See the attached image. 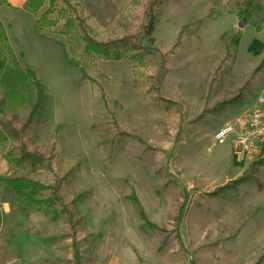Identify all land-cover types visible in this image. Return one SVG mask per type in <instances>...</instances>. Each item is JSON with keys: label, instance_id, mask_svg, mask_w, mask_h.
<instances>
[{"label": "rangeland", "instance_id": "rangeland-1", "mask_svg": "<svg viewBox=\"0 0 264 264\" xmlns=\"http://www.w3.org/2000/svg\"><path fill=\"white\" fill-rule=\"evenodd\" d=\"M48 1L0 2L2 152L12 168L18 148L41 158L47 171L13 168L10 178L58 200L15 203L19 224L49 248L38 264H75L73 253L76 264H264V157L236 159L232 139L211 140L264 100V0L244 20L246 0H163L157 10L154 0H72L95 43L134 48L107 64L59 37L72 17ZM147 17L157 20L150 48ZM26 72L43 103L10 138L33 103Z\"/></svg>", "mask_w": 264, "mask_h": 264}, {"label": "trees", "instance_id": "trees-1", "mask_svg": "<svg viewBox=\"0 0 264 264\" xmlns=\"http://www.w3.org/2000/svg\"><path fill=\"white\" fill-rule=\"evenodd\" d=\"M29 0H27L23 4V8L27 6ZM72 0H49L48 1V7L57 4L59 5L63 10H65L69 15L72 17L70 21L64 22L60 33L59 37L67 44L74 46L75 48L78 49L80 56L82 57L83 60H95L99 63L102 64H107V63H117L119 62V57L113 55L117 51H124V50H131L134 51V48L130 44L129 41H118V42H104L103 44H97L94 42V40L91 37L90 32L85 26V21L81 18L78 17L77 14L75 13V6L72 3ZM163 0H154L152 4V8L157 10L160 8ZM253 2V0H246L244 3V6L242 7V12H241V19H246L248 10L250 7V4ZM155 18L147 17L146 18V23L143 29V39L145 41V45L150 48L153 45V42L151 40V34L152 30L155 24ZM157 22V20H156ZM0 40L4 42V39L2 36H0ZM239 40V34L236 33L233 35L232 39L230 40L229 44L227 45L226 49L229 48H235L237 41ZM177 42H178V37H176L175 44L171 48L169 54L171 55V52H173L176 47H177ZM226 51V50H225ZM143 53L138 54L139 56H142ZM62 60L64 61V57L62 55ZM4 66V62L0 61V72L2 71ZM24 80H27L30 84V91L33 96V103L32 105H28L27 109V115L25 118V121L19 130L17 136L13 135L11 133H7L6 135L10 138H17L21 137L24 135L28 127L38 119L39 117V112L42 107L43 103V98L41 95L42 89L34 82L33 76L26 72L23 76ZM239 94V93H238ZM100 102L102 104V111H104L105 106L103 103L102 96L99 95ZM236 99V98H235ZM238 99H236L237 101ZM235 101V102H236ZM233 101L221 105L222 107H229L234 105ZM122 137V136H121ZM124 137V136H123ZM1 142V141H0ZM0 146L1 143H0ZM17 155H16V160L13 164V168L15 170H20V169H27L29 171H34L36 168H39L40 166L47 171V166L44 165V162L41 158L35 155H27L22 152L20 148L17 149ZM2 183L6 188L9 189L10 194L12 197H14L16 200H21V196L23 195L25 200H22L25 202L26 205H29V196L30 194L33 193H49L50 194V199L52 202L58 204V200L55 197V190H51L49 188H44L41 187L35 183H31L26 180L22 179H7ZM223 190V189H221ZM216 191L215 193H218ZM214 193V194H215ZM23 198V199H24ZM72 206V205H70ZM64 210V209H62ZM64 212L65 215H67L66 211ZM147 227V225H144ZM149 228V227H147ZM150 229V228H149ZM153 230V229H151ZM72 261L73 263H77V255L73 253L72 255Z\"/></svg>", "mask_w": 264, "mask_h": 264}, {"label": "crops", "instance_id": "crops-1", "mask_svg": "<svg viewBox=\"0 0 264 264\" xmlns=\"http://www.w3.org/2000/svg\"><path fill=\"white\" fill-rule=\"evenodd\" d=\"M25 1L0 0L10 9H21ZM13 173L0 146V182L11 179ZM16 201L9 189L0 183V264H38L41 250L49 248L38 246L35 231L31 230L30 225L19 224L22 220L15 210Z\"/></svg>", "mask_w": 264, "mask_h": 264}, {"label": "built area", "instance_id": "built-area-1", "mask_svg": "<svg viewBox=\"0 0 264 264\" xmlns=\"http://www.w3.org/2000/svg\"><path fill=\"white\" fill-rule=\"evenodd\" d=\"M229 127L219 129L212 136V143L221 147L231 140L230 152L233 158L247 160L264 157V100L259 99L253 111Z\"/></svg>", "mask_w": 264, "mask_h": 264}]
</instances>
